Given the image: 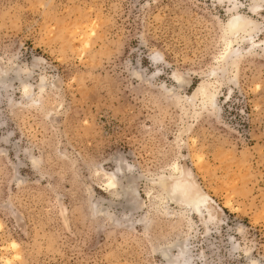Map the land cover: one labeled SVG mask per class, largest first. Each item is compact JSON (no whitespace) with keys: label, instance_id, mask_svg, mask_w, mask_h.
<instances>
[{"label":"rangeland","instance_id":"obj_1","mask_svg":"<svg viewBox=\"0 0 264 264\" xmlns=\"http://www.w3.org/2000/svg\"><path fill=\"white\" fill-rule=\"evenodd\" d=\"M170 261L264 264V0H0V264Z\"/></svg>","mask_w":264,"mask_h":264},{"label":"bare ground","instance_id":"obj_2","mask_svg":"<svg viewBox=\"0 0 264 264\" xmlns=\"http://www.w3.org/2000/svg\"><path fill=\"white\" fill-rule=\"evenodd\" d=\"M238 20H239V17H234V18H232V19L229 20L228 26L230 27V29H234L237 26ZM113 184H114L113 180L110 179L109 180V185L112 186ZM203 201L204 200H203L202 197H198V198L195 199V201L192 204V207L195 209V211H199L201 209V204H202ZM183 256L186 259V256L184 254H183ZM170 263L171 264H176L175 262H171V261H170Z\"/></svg>","mask_w":264,"mask_h":264}]
</instances>
